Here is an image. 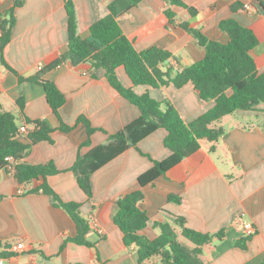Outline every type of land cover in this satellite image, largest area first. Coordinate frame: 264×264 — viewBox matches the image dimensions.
Instances as JSON below:
<instances>
[{"label":"crops","instance_id":"1","mask_svg":"<svg viewBox=\"0 0 264 264\" xmlns=\"http://www.w3.org/2000/svg\"><path fill=\"white\" fill-rule=\"evenodd\" d=\"M73 1L78 35L87 39L91 26L109 14V5L116 0ZM181 1L197 14L192 16L168 0H143L120 16L118 23L138 52L151 48L170 52L174 59L166 66L175 76L206 56L205 47L181 24L200 30L209 40L227 44L230 37L221 29V23L234 19L258 38L259 44L252 56L258 72L264 73V11L258 0ZM237 4L240 7L233 11L232 7ZM14 6L15 0H0V20ZM167 9L176 15L174 24L165 14ZM14 16L12 38L4 50V58L19 75L31 78L68 51V14L64 0H24L22 6L15 8ZM116 74L122 86L137 95L149 94L158 101L169 100L186 123L193 122L216 104L215 100H202L191 82L182 88L173 83L153 88L135 86L124 67H119ZM105 75V70H95L90 63L77 67L66 63L44 76L66 98L60 117L72 130L64 133L58 130L60 120L52 112L44 88L21 81L0 61V112L13 114L19 128L25 127L27 133L34 126L26 119L44 121L54 130L52 142L33 144L24 162L55 165L60 173L49 176L47 182L64 202L81 204V215L91 229L87 240L95 245L68 242L61 251L66 239L78 234L75 222L65 210L54 205L50 196L28 193L40 187L43 180L21 185L14 170L8 167L7 171L0 170V241L11 253L1 260L3 264H139L136 249L124 245L123 233L114 221L119 200L138 190L144 194L139 207L149 217L143 232L148 238L154 240L160 236L156 223L173 224L175 217H181L193 230L223 233L202 247L205 264H263L264 104L253 111H236L216 122L214 127L222 128L224 134L216 142L215 152L211 151V143L202 141L195 154L141 187L139 178L153 168L152 159L164 161L172 155L165 146L168 132L157 130L92 175V198L89 199L70 171L79 152L86 155L93 148L108 144L110 135L122 131L141 115L137 106L112 88ZM20 99L23 114L18 105ZM80 118L98 129L91 136L89 147L80 148L88 138ZM18 139L30 144L26 134H20ZM171 196L181 201H170ZM246 221L254 224L257 233L247 242L246 249H242L237 244L245 238L243 222ZM176 230L180 233L179 228ZM181 241L186 242L183 238ZM18 243L25 245L24 251L15 250ZM148 264H160V261L155 259Z\"/></svg>","mask_w":264,"mask_h":264},{"label":"trees","instance_id":"2","mask_svg":"<svg viewBox=\"0 0 264 264\" xmlns=\"http://www.w3.org/2000/svg\"><path fill=\"white\" fill-rule=\"evenodd\" d=\"M23 1L15 0L14 8L0 20L2 30L0 61L8 70L18 75L21 81L33 82L44 88L47 102L60 120L59 131L68 133L72 130V127L64 124L60 117V109L65 105L66 98L57 85L44 79V76L66 63L74 67L90 63L95 70H105V77L112 88L137 106L141 112L136 121L122 131L110 135L108 144L93 148L86 155L79 152L70 171L75 174L78 185L89 199L92 198V175L130 148L138 146L142 140L157 130L165 129L168 132L165 146L172 155L164 161L152 159L153 168L139 178L141 187L152 183L185 158L195 154L200 149L202 141L211 143V151L215 152L217 149L215 144L224 134L222 128L214 127L216 122L236 111H253L258 105L264 104V73L258 72L252 56V51L258 46L259 40L251 29L234 19L225 20L221 23V29L229 35L230 41L227 44H221L209 40L200 30L191 28L189 24H181L183 29L205 47L206 56L200 62L181 69L173 76L172 69L166 66L170 60L174 59L170 52L159 48L138 52L124 35L118 23L120 16L138 6L143 0H116L111 3L109 14L91 26L90 36L87 39H82L78 35L74 1L64 0L68 14V51L53 63L43 67L33 77L25 78L14 71L4 58V50L11 41L12 29L15 25L14 11L15 8L23 5ZM168 1L173 6L186 9L192 16L197 14L195 9L181 0ZM258 2L264 11V0H258ZM238 7H240L239 4L234 5L232 10L235 11ZM165 14L170 23L174 24L175 13L167 9ZM119 67L125 68L135 86L146 85L160 88L173 83L176 87L182 88L191 82L202 100H215L216 104L193 122L186 123L169 100L158 101L149 94L140 96L132 89L123 87L116 74ZM229 91L231 94H228ZM18 105L23 114L24 105L21 99ZM26 121L34 126L33 130L26 133L30 144L19 141L20 128L16 117L9 112H0V170L7 171L8 167H11L21 185L34 180H43L40 187L28 193L50 196L56 207L62 208L70 215L78 228V234L74 238L66 239L61 251L68 242L95 247L87 240L91 229L87 220L81 215V204L64 202L47 182L49 176L60 173L55 165L53 163L31 165L24 162L30 147L42 141L52 142L51 134L54 132L44 121L29 119ZM79 122L86 126L88 133L87 140L81 144L80 148L89 147L90 138L98 129L93 128L85 118H80ZM8 157H12L14 162L8 163L6 161ZM143 200L144 194L141 190L121 198L114 220L123 233L124 245L136 249L139 264H148L155 259H158L160 264H205L202 259V247L212 243L214 238L221 237L223 233H202L189 228L185 218L175 217L173 224L156 223L155 226L160 228L161 234L152 240L143 234L149 222L147 213L139 207ZM169 200L181 201L177 196H171ZM176 228H179L180 233ZM181 238L189 244L181 241ZM250 239L251 237H245L240 240L238 247L246 249ZM0 251V261L11 255L8 247L1 241Z\"/></svg>","mask_w":264,"mask_h":264},{"label":"built area","instance_id":"3","mask_svg":"<svg viewBox=\"0 0 264 264\" xmlns=\"http://www.w3.org/2000/svg\"><path fill=\"white\" fill-rule=\"evenodd\" d=\"M2 36V31L0 30V37ZM20 134L21 135H24L27 133V130L25 127H22L20 129ZM6 161L8 163H13L14 162V159L12 157H8L6 159ZM245 217H243L242 219H244ZM243 232H244V236L245 237H252L254 236L256 233H257V229L256 227L254 226V224L250 221H246V222H243ZM15 250L16 251H24L25 250V245L23 243H18L15 247ZM0 264H3L2 261H0Z\"/></svg>","mask_w":264,"mask_h":264}]
</instances>
